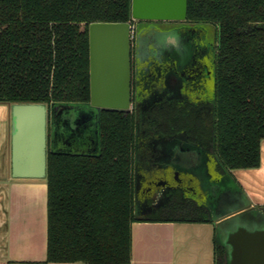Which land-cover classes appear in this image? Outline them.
I'll list each match as a JSON object with an SVG mask.
<instances>
[{
	"label": "trees",
	"instance_id": "1",
	"mask_svg": "<svg viewBox=\"0 0 264 264\" xmlns=\"http://www.w3.org/2000/svg\"><path fill=\"white\" fill-rule=\"evenodd\" d=\"M130 5L0 0V104H87L88 25L129 22ZM186 21L214 29L210 147L228 172L256 168L264 140V0H187ZM98 139L95 155L47 147L46 263L128 264L133 222L207 221L193 201H172L137 216L132 117L101 112ZM225 261L215 236L214 264Z\"/></svg>",
	"mask_w": 264,
	"mask_h": 264
},
{
	"label": "flooded vegetation",
	"instance_id": "2",
	"mask_svg": "<svg viewBox=\"0 0 264 264\" xmlns=\"http://www.w3.org/2000/svg\"><path fill=\"white\" fill-rule=\"evenodd\" d=\"M158 22H174L179 25L162 29L157 25ZM130 25L132 34L129 53V106L127 111L122 112L132 117L134 123L133 155L136 153L137 133L135 110L151 98L158 99L159 102L153 104L146 112L147 126L144 130L146 137L160 136L173 139L184 135L188 144L213 153L207 137L213 121V72L216 53L214 32L211 27L209 25L199 27L186 20L181 22L136 20L130 21ZM169 33H173L176 37H171ZM176 96H180L181 99L174 100ZM78 105L75 110L74 127L70 123L74 117L72 113L69 114L68 105H60V112L55 110L51 114L48 111L46 125L48 145L51 121H53L52 128L58 129V140H64L73 133L81 135L91 129L97 133L99 144L95 113L88 111L86 104ZM101 112L103 111L99 112V117ZM85 114L90 115V121L87 119L88 116H84ZM85 122L90 123L91 126L85 128ZM200 131L203 135L196 136V132ZM181 173L177 171L175 181H169L165 177L154 180L144 178L139 188L143 191L147 203L152 204L153 193L166 196L168 201L165 204L172 201H193L187 197L193 190L180 178ZM187 181L191 182L190 176ZM226 181L227 178L223 175L222 183L225 184ZM195 203L202 207L199 203Z\"/></svg>",
	"mask_w": 264,
	"mask_h": 264
},
{
	"label": "water",
	"instance_id": "3",
	"mask_svg": "<svg viewBox=\"0 0 264 264\" xmlns=\"http://www.w3.org/2000/svg\"><path fill=\"white\" fill-rule=\"evenodd\" d=\"M187 0H131L130 21L186 20ZM130 21L95 22L88 25L89 102L88 111H127L130 94ZM9 174L13 179H44L46 176L47 114L59 111L60 105L9 104ZM60 112V111H59ZM57 114V117L59 115ZM75 113L71 126L76 125ZM85 117L88 114L84 115ZM83 116V117H84ZM90 121V115L87 118ZM58 120V118H57ZM56 120V123L58 121ZM86 120V121H88ZM88 121V122H89ZM85 122V128L91 126ZM49 147L55 151L58 129L52 128ZM97 133L95 132V136ZM241 198L244 205L214 218L216 237L225 251V264H264V208ZM251 215L247 221L245 215Z\"/></svg>",
	"mask_w": 264,
	"mask_h": 264
},
{
	"label": "crops",
	"instance_id": "4",
	"mask_svg": "<svg viewBox=\"0 0 264 264\" xmlns=\"http://www.w3.org/2000/svg\"><path fill=\"white\" fill-rule=\"evenodd\" d=\"M10 131L9 107L1 103L0 264H48L46 182L45 179L10 177ZM229 173L245 201L264 208V140L260 144L258 167ZM213 220L133 222L130 226L131 255L128 264H214L216 230Z\"/></svg>",
	"mask_w": 264,
	"mask_h": 264
},
{
	"label": "rangeland",
	"instance_id": "5",
	"mask_svg": "<svg viewBox=\"0 0 264 264\" xmlns=\"http://www.w3.org/2000/svg\"><path fill=\"white\" fill-rule=\"evenodd\" d=\"M157 25L162 29H166L177 27L179 23L158 22ZM197 26L206 27L207 25L197 24ZM211 30L214 31L212 27ZM169 35L171 37L175 36L173 33H169ZM180 99V96L174 98V100ZM157 102H159L158 99L153 100L151 98L142 107L135 110L137 133L132 176L137 216L150 215L168 201L166 196L153 193L151 197L152 204L147 203L143 191L139 188L143 179L154 180L165 177L169 181H175L177 171L182 172L180 178L185 180V183H188L187 185H190L193 190L188 193L187 197L199 203L205 209L206 218L214 219L244 205L245 202L241 198L238 185L235 183L233 176L220 165L213 153L204 151L199 146L188 144L184 135L176 136L173 139L160 136L146 137L144 135L147 126L145 121L146 112ZM78 106V104H69V114L75 113ZM55 144V151L76 155H95L99 150L97 137L91 129L81 135L73 133L64 140H57ZM223 175L227 178L225 184L222 183ZM189 176L191 182L187 181ZM257 213L260 219L259 222L264 224V216L260 214V211ZM250 218H252L251 215L246 214L244 219L249 221Z\"/></svg>",
	"mask_w": 264,
	"mask_h": 264
},
{
	"label": "built area",
	"instance_id": "6",
	"mask_svg": "<svg viewBox=\"0 0 264 264\" xmlns=\"http://www.w3.org/2000/svg\"><path fill=\"white\" fill-rule=\"evenodd\" d=\"M132 34V26L130 27V35Z\"/></svg>",
	"mask_w": 264,
	"mask_h": 264
}]
</instances>
